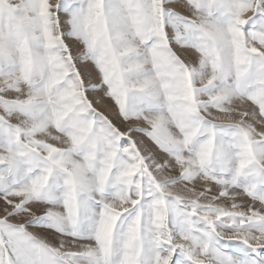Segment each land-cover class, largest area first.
Here are the masks:
<instances>
[{
  "label": "snow or ice",
  "instance_id": "snow-or-ice-1",
  "mask_svg": "<svg viewBox=\"0 0 264 264\" xmlns=\"http://www.w3.org/2000/svg\"><path fill=\"white\" fill-rule=\"evenodd\" d=\"M0 264H264V0H0Z\"/></svg>",
  "mask_w": 264,
  "mask_h": 264
}]
</instances>
